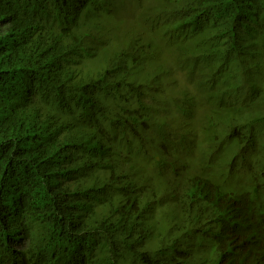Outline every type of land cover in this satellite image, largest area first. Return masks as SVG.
Wrapping results in <instances>:
<instances>
[{"label": "trees", "instance_id": "1", "mask_svg": "<svg viewBox=\"0 0 264 264\" xmlns=\"http://www.w3.org/2000/svg\"><path fill=\"white\" fill-rule=\"evenodd\" d=\"M0 264H264V0H0Z\"/></svg>", "mask_w": 264, "mask_h": 264}]
</instances>
